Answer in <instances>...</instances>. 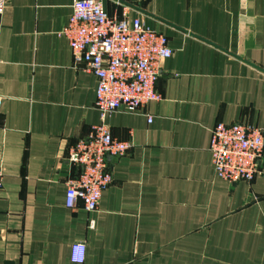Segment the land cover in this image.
Wrapping results in <instances>:
<instances>
[{"label": "crops", "instance_id": "0c3cea01", "mask_svg": "<svg viewBox=\"0 0 264 264\" xmlns=\"http://www.w3.org/2000/svg\"><path fill=\"white\" fill-rule=\"evenodd\" d=\"M101 1L166 36L162 98L108 117L112 136L131 146L108 157L113 180L96 210L66 207L77 173L68 149L100 121L96 77L72 65L61 33L73 0H6L0 264H264V174L228 183L209 152L217 122L264 136V0ZM79 241L82 263L70 260Z\"/></svg>", "mask_w": 264, "mask_h": 264}, {"label": "built area", "instance_id": "2783aa9c", "mask_svg": "<svg viewBox=\"0 0 264 264\" xmlns=\"http://www.w3.org/2000/svg\"><path fill=\"white\" fill-rule=\"evenodd\" d=\"M5 5L6 0H0V14ZM61 33L68 41L72 65L96 77L95 108L100 121L68 149L67 160L77 167V173L67 179L65 195L66 207L75 208L81 201L91 212L113 180L108 157L121 156L131 146L112 136L107 119L116 111L134 113L150 101L161 100L155 82L160 61L172 49L166 36L146 26L142 18L109 15L101 0H73ZM263 147L262 128L217 122L209 142L214 174L228 183L251 181L264 174L260 167ZM2 178L0 167V185ZM84 257V242L73 243L70 260L82 263Z\"/></svg>", "mask_w": 264, "mask_h": 264}]
</instances>
